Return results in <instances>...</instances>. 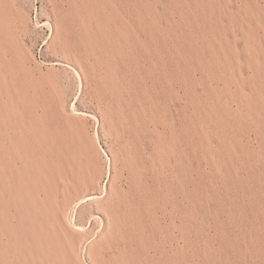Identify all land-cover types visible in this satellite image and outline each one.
Returning a JSON list of instances; mask_svg holds the SVG:
<instances>
[{"label": "rangeland", "instance_id": "1", "mask_svg": "<svg viewBox=\"0 0 264 264\" xmlns=\"http://www.w3.org/2000/svg\"><path fill=\"white\" fill-rule=\"evenodd\" d=\"M0 264H264V0H0Z\"/></svg>", "mask_w": 264, "mask_h": 264}, {"label": "bare ground", "instance_id": "2", "mask_svg": "<svg viewBox=\"0 0 264 264\" xmlns=\"http://www.w3.org/2000/svg\"><path fill=\"white\" fill-rule=\"evenodd\" d=\"M160 47H161V46H160ZM111 106H112V105H111ZM233 120H234V119H233ZM237 127H238V126H237ZM245 130H246V129H245ZM252 136H253V135H252ZM220 138H221V137H220ZM238 144H239V143H238ZM245 144H246V143H245ZM119 148H120V147H119ZM181 148H182V147H181ZM185 163H186V162H185ZM103 173H104V172H103ZM64 178H65V177H64ZM67 179H68V178H67ZM74 179H75V178H74ZM66 182H69V181L67 180ZM59 183H60V182H59ZM61 183H62V182H61ZM61 183H60V184H61ZM60 184H59V185H60ZM72 184H73V183H72ZM60 186H61V185H60ZM57 187H58V186H57ZM61 187L64 188L65 185L62 184ZM62 188H61V189H62ZM64 189H66V188H64ZM70 189H71V188H70ZM103 189H104V188H103ZM62 192H63V191H62ZM96 196H97V194H96V195H95V194H92V195H91V199H89V200L93 201V199L96 198ZM88 197H89V196H88ZM91 217H92V216H91ZM67 218H68V217H67ZM92 218H93V217H92ZM95 219H96V218H95Z\"/></svg>", "mask_w": 264, "mask_h": 264}]
</instances>
